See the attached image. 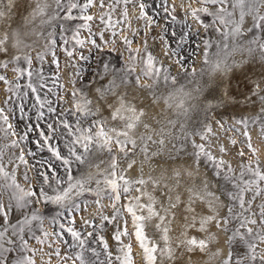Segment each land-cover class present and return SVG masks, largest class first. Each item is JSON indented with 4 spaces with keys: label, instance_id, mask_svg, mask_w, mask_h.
<instances>
[{
    "label": "snow or ice",
    "instance_id": "obj_1",
    "mask_svg": "<svg viewBox=\"0 0 264 264\" xmlns=\"http://www.w3.org/2000/svg\"><path fill=\"white\" fill-rule=\"evenodd\" d=\"M131 2L124 0L125 4ZM163 3L164 11L176 22L172 15L175 4L169 12L167 0ZM99 6L104 7L103 0ZM93 7L96 0H0V69H9L11 65L17 81L24 77L30 81L34 72L40 75L41 71L33 69V60L42 65L49 54L59 68L57 48L73 57V51L65 47L69 44L64 35L68 28L59 22L83 21L76 26L71 39L84 47L80 29L91 33L89 22L96 19L89 11ZM21 8L24 11L15 20L14 13ZM139 8L140 18L148 19L145 4L140 3ZM180 8L185 13L188 31L180 35L170 33L175 47L165 35L160 37L168 64L148 50L146 41L143 51H133L132 41L125 38L127 59L117 66L104 63L102 71H94L87 82L91 95L74 88L70 108L57 111L51 100L36 94L37 88L31 82L26 85L36 94L39 109L47 107L55 118L54 123H47L50 134L39 133L53 162L41 165H46L47 171H37V176L42 177L37 185L24 173L28 186L23 187L16 176V161L28 164L21 144L33 128L26 126L27 131L18 134L0 109V121L6 126L0 127V131L5 136L17 137L4 147L20 148L19 155H10L6 163L4 149L0 148V264H37V252L43 251L45 245L52 247L48 242L50 236L56 238L53 243L72 247L62 232H67L80 248L74 256H61L59 249L51 254L64 264H113L114 259L121 264H133L131 244L124 245L121 240L129 235L127 221L113 236L123 256H114L100 234L103 222L112 223L121 216L117 205L122 199L125 203L121 207L131 217L144 264H264V167L252 147L249 130L250 124L257 127L260 139L264 140V0H187ZM123 15L127 17L126 8ZM189 19L197 27L188 24ZM100 20L112 23L103 16ZM148 22L154 23L150 19ZM163 31L168 34L167 28ZM100 37L103 39V32ZM89 42L102 50L95 40L89 38ZM189 44L192 48L188 55L181 54ZM214 49L218 50V57L220 52L226 55L213 62L210 53ZM198 54L202 56V65L211 66L210 79L202 84L197 81L195 87L188 88L181 83V76L186 74L185 78L196 80L198 73L194 63L185 61ZM80 59L88 57L81 53ZM21 63L26 67L17 66ZM172 65L179 69L175 75ZM76 75L83 79L80 71ZM232 80L237 81V86L243 81L246 91L230 95L227 89ZM0 81L10 92L13 87H20L19 83L13 85L5 74H0ZM218 81H227L228 99L250 107L253 112L238 123L244 128L242 135L255 159L241 161L238 170L213 154L209 142L211 125L205 123L198 130L193 122L197 109H214L202 97ZM60 99L63 101L64 97ZM36 119L44 120V111L38 110ZM57 132L59 137L55 136ZM54 139L63 142L65 152L50 143ZM219 151H225L223 146ZM28 155L34 153L29 151ZM239 155L243 157L245 153L241 151ZM204 161L214 166L218 177L215 187L201 171ZM55 162L59 164L54 166ZM9 165L15 167L9 171ZM74 166L83 169L78 178L73 175ZM59 169H63V177ZM88 196L94 197L91 203L98 210L103 208L101 202L108 199L114 214L109 217L99 211V224L81 215L82 226L93 229L85 234L74 225L77 215L89 207L87 199L79 198ZM49 205L57 208L52 217L54 223L64 217L72 226L60 223L62 232L46 231L44 210ZM89 238L102 251L92 248ZM85 252L91 256L86 257Z\"/></svg>",
    "mask_w": 264,
    "mask_h": 264
},
{
    "label": "rangeland",
    "instance_id": "obj_2",
    "mask_svg": "<svg viewBox=\"0 0 264 264\" xmlns=\"http://www.w3.org/2000/svg\"><path fill=\"white\" fill-rule=\"evenodd\" d=\"M101 0H96V7L91 8L90 14L96 17L95 20L89 22L91 24V33L86 30L80 29L79 38L85 41L84 47L76 45L75 40H72L76 26L83 23V21H60L59 23L64 24L68 31L64 35L69 38V44L67 47L69 50L73 51V57L69 58L64 51L60 48L56 49V58L59 63V68L52 63L51 54L46 55L45 62L41 65L35 59L33 60V69L41 70L40 75L35 74L29 81L27 77L15 79L16 74L11 71V65L9 69H0V74H5L8 80L12 81V84L15 85L19 83L20 87H13L12 91H7V85L4 82L0 81V109L4 110V115L8 117V123L13 125L14 129L18 134L24 133L27 131L26 126H32L33 131L28 132V138L25 143L21 144V148L24 149L25 159L28 161L27 166L16 161V164H19V167L16 168V176L18 182L23 186L27 187V183L23 179L24 173H27L33 185H37L38 181L42 177L37 176V171H47V166L41 167L45 161L53 162L51 153L47 150V145L43 144V140L40 138L39 133L41 131L45 132L46 135L50 134L47 129V123H54V116L51 113L47 112V107L44 109H39V105L36 103L35 95L38 94L42 99L47 98L52 101V107L57 108V111L70 108L71 105V92L75 89H80L85 94L91 95V90L87 86L88 79L93 74L94 71H102V65L107 63L112 66H117L122 64L124 60L128 57V52L125 51L124 40L127 38L132 41L131 48L133 51L137 48H141L143 51L142 45L144 42H147V47L150 52L157 59L162 60L165 64H168L169 61L164 57L163 52L165 51L163 47V41L160 39L162 35H165V38L175 47V43L170 33L175 31L177 35H180L183 32L188 31L185 26V13L181 10V3H187V0H167V6L169 12L172 11L171 6L175 4L176 10L172 15L176 16V22H172L171 16L164 11L163 0H132L131 3H124V0H120L117 3V0H103L104 7H100ZM145 4V13L148 19L140 18V8L139 4ZM127 9V17L125 18L123 13ZM24 10V9H23ZM17 12L14 13V18H16ZM103 16L105 21L111 20V24L101 23L100 17ZM154 21L151 25L148 20ZM188 24H191L193 28L197 27L195 22L192 20L187 21ZM168 29V34H165L163 29ZM57 31H59L57 29ZM202 31V30H201ZM100 32H103V39L100 37ZM115 33V35L113 34ZM89 38L96 41L97 45H100L102 50H99L92 46L89 42ZM191 44L185 45L181 54L187 56L189 51H191ZM202 51V49H201ZM218 50L214 49L210 55L213 62L218 58L224 57L226 54L223 52L219 53L217 56ZM83 54L85 57H88L87 60H81L80 54ZM121 53L123 58H121ZM35 55V54H33ZM185 63H194L197 69L196 80H192L191 77L185 78L186 74L181 76V83L186 84L188 88H193L199 83H203L206 80H209V73L211 71V66L202 65V56L196 55L191 61H185ZM18 67H26L22 63L17 65ZM173 67V75L177 74L179 71L175 65ZM203 69V74L201 70ZM77 71H80L83 79L80 76H77ZM256 72H259V67H256ZM192 80V83L189 81ZM31 82L34 87L37 88V93L33 94L26 85ZM74 82V83H73ZM227 81L216 82L211 88L207 89L202 98H206V101L214 105V109L209 112L197 109L193 113L194 120L198 130L203 128L205 123L211 125L212 134L209 136V142L211 145V150L214 155H217L227 163L231 164L234 169L238 170V165L241 161H247L249 159H255L252 153L249 151L247 144L245 142L244 136L242 135L244 128L238 123L242 119L250 117L253 112L250 107H245L243 105H238L233 103L228 97L225 96ZM43 85V87H41ZM63 85V87H61ZM235 86V80L231 81V88H228L230 95H239L241 92H245L246 89L244 86ZM27 92V96L24 93ZM60 97H64L62 101ZM23 108V112H21ZM39 111H44L45 119L38 121L36 119L37 113ZM69 120L73 119L72 117H67ZM38 125V127H37ZM0 127H6L3 125V122L0 121ZM249 130L251 132V143L252 147L257 150V155L261 162L262 167H264V140L260 139L258 132L259 129L253 125H249ZM11 131V130H9ZM60 131H64L61 129ZM59 132L55 134L56 137H59ZM14 136H5L3 131H0V148L4 149V162L6 163L10 155L18 156L20 153V148H5L4 146L9 144L11 140L16 139ZM235 141V144L231 143ZM50 143L56 144L63 152L65 148L63 142L54 139ZM220 146H223L224 152L219 151ZM31 151L34 155H28V152ZM243 151L245 155L241 157L239 153ZM59 162H55V165H58ZM15 165H9V171ZM201 171L204 173L205 178L208 179L213 187L216 186L218 177L215 175L214 166L207 161H204L201 165ZM61 177H63V169H59ZM83 169L79 166L73 167V175L77 178L82 174ZM53 186H55L53 182ZM66 186V185H65ZM50 191V190H49ZM51 194V193H50ZM80 200L87 199L89 202V207L86 212L82 211L80 215L76 217V224L74 227L83 233L86 234L88 231H92V228H87L82 226L80 216L82 215L85 219L92 220L94 224H99L101 221L98 219L99 211H102L105 215L111 217L114 214V209L111 208L110 201L104 199L101 203L103 208L99 209L95 204H92L91 201L94 197H81ZM79 202V200L77 201ZM125 201L122 199L120 204L117 205L119 208L121 216H118L115 221L112 223L103 222L104 230L100 234L104 236L105 240L108 243L109 251H111L114 256L121 255L123 253L118 251L120 245L116 240L113 239V236L117 229L124 228V221H127V230L129 235L122 236L121 240L124 245L131 244V256L133 259V264H144L142 250L140 249L135 236L133 235L134 229L132 227V220L130 215L121 207ZM46 213V219L44 222V229L50 233L62 232L59 228V224H65V227L72 226L69 225L68 219L60 217L57 223L52 221V217L56 216L57 208L55 206L49 205L47 209L44 210ZM99 231V229H97ZM64 239L68 240L72 247L56 242L53 243V240L56 238L54 236L49 237V243L52 244V247L49 248L47 245L43 247V251L37 252L36 261L37 264H64L63 261L58 260L55 255H51L56 249H59L61 256L65 254L75 255L80 251L78 245L72 241L71 236L67 232H62ZM90 246L96 248L98 251H102L100 246L92 239L89 238ZM35 247H39L35 245ZM126 251V250H125ZM86 257H90V252H85ZM101 259H104V256H101ZM67 264H72L71 261H68ZM79 264V261L76 262ZM113 264H121L120 261L113 260Z\"/></svg>",
    "mask_w": 264,
    "mask_h": 264
},
{
    "label": "bare ground",
    "instance_id": "obj_3",
    "mask_svg": "<svg viewBox=\"0 0 264 264\" xmlns=\"http://www.w3.org/2000/svg\"><path fill=\"white\" fill-rule=\"evenodd\" d=\"M23 11H24L23 8L19 9V10L17 11V16H16V18H14V19H15V20H19V16H20V14H21ZM255 71H256V69H255ZM236 86H237V81L235 80V86H234V87H236ZM239 86H244L243 81L240 82ZM225 88H226V87H225Z\"/></svg>",
    "mask_w": 264,
    "mask_h": 264
}]
</instances>
